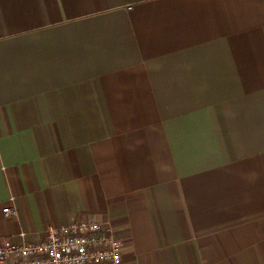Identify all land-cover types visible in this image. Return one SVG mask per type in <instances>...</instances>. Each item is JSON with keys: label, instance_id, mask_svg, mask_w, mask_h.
<instances>
[{"label": "crops", "instance_id": "1", "mask_svg": "<svg viewBox=\"0 0 264 264\" xmlns=\"http://www.w3.org/2000/svg\"><path fill=\"white\" fill-rule=\"evenodd\" d=\"M85 218L264 264V0H0V240Z\"/></svg>", "mask_w": 264, "mask_h": 264}, {"label": "built area", "instance_id": "2", "mask_svg": "<svg viewBox=\"0 0 264 264\" xmlns=\"http://www.w3.org/2000/svg\"><path fill=\"white\" fill-rule=\"evenodd\" d=\"M2 212L6 217L17 215L11 206ZM122 246V238L111 228L85 218L49 225L40 240H0V264H121Z\"/></svg>", "mask_w": 264, "mask_h": 264}]
</instances>
